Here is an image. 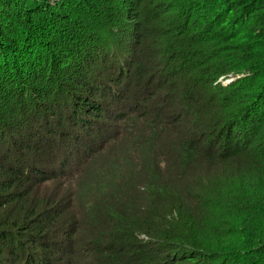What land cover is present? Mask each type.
Returning a JSON list of instances; mask_svg holds the SVG:
<instances>
[{"label":"trees","instance_id":"trees-1","mask_svg":"<svg viewBox=\"0 0 264 264\" xmlns=\"http://www.w3.org/2000/svg\"><path fill=\"white\" fill-rule=\"evenodd\" d=\"M137 128L168 172L113 160L86 236L34 196ZM0 264H264V0H0Z\"/></svg>","mask_w":264,"mask_h":264},{"label":"rangeland","instance_id":"rangeland-1","mask_svg":"<svg viewBox=\"0 0 264 264\" xmlns=\"http://www.w3.org/2000/svg\"><path fill=\"white\" fill-rule=\"evenodd\" d=\"M229 80H231V78L225 80L221 79V81H223L222 82L223 84L227 83ZM132 85H133L132 89H134V87L136 88L135 84ZM124 140L125 141H123L117 147L119 150L115 152V155H113V153H110L99 160L97 158L99 154L98 153L95 154V156L91 159L89 165L86 167L82 175H81L82 172L81 173L75 172L70 176L59 175L56 173L55 175H50L49 180H47L37 189H35V191L33 192L34 196L35 197L38 196L41 198H48L49 196L53 197V195L59 193L61 196L58 194L56 200H59V198H64L63 200V202H65L63 204L64 206L71 207L72 205H74L69 202V198L73 202L75 199L78 202L82 203V205L84 204V207L87 209V211L82 212L83 223L81 222L79 224V230H78V233L82 232L83 230H80V228L84 229L85 224L87 223L86 221H90L91 219L89 218L93 217L92 210L90 209H92L94 205L96 204L98 205V202L101 199H103L102 196L104 194L103 187L106 188V185L105 184L98 185L99 184L98 181L99 179H106L104 178V171L109 169L108 167H110L111 162L113 160H117V162H119L120 165H117L115 167H110L109 170H111L112 172L109 174V178L111 177L112 174H115L117 177L121 176V179H124V177H128L130 175L129 174L130 171H133L132 178L130 177L129 182L126 181L123 184L124 186L123 191L124 189L126 191L125 197H127V195H130L129 194L130 190H131V194L133 193L136 185H138L139 188H141V186H148V175H146V171L148 172V165L151 166V162L156 163V165L161 168L162 172H168L166 168L167 167L166 161L160 162L163 160V157H161L162 155L158 154L160 150L162 149L166 150L165 147L163 148L161 145L162 140L153 141V139H148V137L145 138L144 136H142L139 129L133 138L124 139ZM148 140L149 142H152V144H147ZM84 150H86V148H84ZM101 152H103V150H101ZM84 153L87 154V152ZM60 158H61L60 153L55 151L54 153L51 154V156L48 159L46 160L44 159L43 167H45V170L47 172L59 170L58 169L59 166L58 167L57 165L55 166V162L61 161ZM155 161H159V162H155ZM173 169L174 166L172 165L170 167V170ZM125 185L130 186L131 189H129ZM72 211L73 210H70V208H67V211H65V215L70 218ZM90 222L92 223V221ZM97 233H98V229H95V231L92 233L91 236L97 235ZM83 234L85 235L84 231Z\"/></svg>","mask_w":264,"mask_h":264},{"label":"water","instance_id":"water-1","mask_svg":"<svg viewBox=\"0 0 264 264\" xmlns=\"http://www.w3.org/2000/svg\"><path fill=\"white\" fill-rule=\"evenodd\" d=\"M230 81H231V80H229L228 82H230ZM228 82H227V83H228Z\"/></svg>","mask_w":264,"mask_h":264}]
</instances>
